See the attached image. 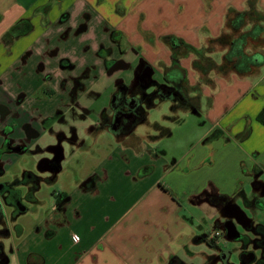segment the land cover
Segmentation results:
<instances>
[{
  "label": "crops",
  "instance_id": "obj_1",
  "mask_svg": "<svg viewBox=\"0 0 264 264\" xmlns=\"http://www.w3.org/2000/svg\"><path fill=\"white\" fill-rule=\"evenodd\" d=\"M258 4L263 11L264 0ZM245 7L246 0H0V107L18 113L17 118L0 115V147L6 126L14 128V144L27 147L3 155L0 181L25 156L31 168L21 165L5 183L23 181L26 173L38 179L18 185L23 210L14 214V206H3L0 229L7 235L0 236L5 257L0 264H195L198 256L199 264H215L206 238L229 216L213 197L234 204L244 197L253 203L252 214L264 217L255 203L264 201V193L254 184L264 183V127L255 119L264 106L241 103L251 88L247 82H220L210 96V124L177 158L154 146L171 136L161 123L167 118H153L152 109L160 108L156 103L133 133L138 145L124 144L105 129L88 130L108 105L116 79L128 80L140 61L158 83L164 69L171 76L180 70L186 82L187 69L180 61L175 65L163 37L199 48L229 32V8ZM18 23L20 30L8 40ZM101 45L111 49L108 56L98 54ZM106 58L121 66L108 72ZM62 59L72 68L62 69ZM11 70L19 72L16 79ZM83 73L72 104L71 79ZM86 93L95 99L85 100ZM56 110L63 119L51 118ZM84 111L87 116L81 117ZM23 124L37 135L27 138ZM248 126L250 134L243 138ZM214 131L220 136L211 141ZM57 147L62 154L54 169L46 163ZM43 183L51 193L47 199L39 195Z\"/></svg>",
  "mask_w": 264,
  "mask_h": 264
},
{
  "label": "flooded vegetation",
  "instance_id": "obj_2",
  "mask_svg": "<svg viewBox=\"0 0 264 264\" xmlns=\"http://www.w3.org/2000/svg\"><path fill=\"white\" fill-rule=\"evenodd\" d=\"M14 36L12 34L7 38L11 40ZM116 39L114 37V40ZM110 53V48H105L102 45L99 47V55L106 57ZM104 64L108 72H112L115 66H121L119 62L112 59L108 60L107 58L104 60ZM60 67L62 69L72 68L67 59L60 61ZM170 72L168 69H164L162 80L158 83L151 77V71L146 63L140 61L128 80L122 77L116 79L108 105L96 115L94 123L89 126L88 130L95 133L105 129L124 144L138 145L139 138L133 137V133L137 127L145 122L146 112L156 104L168 102L172 111L181 109L195 111L198 114L201 99L200 92L195 90L194 86H190L187 80L184 85L182 84V73L180 70L175 69L173 76L170 75ZM83 75L85 76V73L71 79L73 85L68 92V97L72 104L75 102L77 92L81 89L80 83ZM185 78L187 79V73ZM64 83L65 81H62L63 85ZM22 99L23 93H20L15 102L19 104ZM67 112L71 117H74V105H69ZM5 113L13 118L18 117V113L10 112L9 109L0 107V115L3 116ZM80 116H87V111L82 112ZM51 118L63 119L62 111L56 110ZM73 129L74 127L69 128L71 139L75 135ZM22 131L29 139L37 135V132L29 124H23ZM13 132L14 128L12 126H6L2 130L4 141L0 147V161L4 154L10 153L13 150L27 151L24 143L18 142L16 145L14 144L11 138ZM219 136V132L214 131L209 136V139L211 141L216 140ZM51 149L54 151L53 157L51 161L46 163V166L48 165V167L55 169L57 167V160L61 158L62 151L60 147ZM262 172L263 170H259L256 172V175H261ZM2 175L3 169L0 164V177ZM23 178H30L35 184L38 182L37 178L28 173L24 174ZM53 178L50 177L49 180L52 181ZM25 179L23 181L21 179H14L12 183L0 181V220H2L5 203L14 206V214L19 212L20 208H23L18 185L26 181ZM254 184L264 193V183L256 182ZM33 188L35 186H32L31 190ZM29 194L31 192L27 196ZM241 198L242 203L234 204L231 203L230 199L225 197H222L221 200L219 197H213L214 202L221 205L223 213L229 216L225 221L216 223L217 227L213 232H218V236L206 238L208 240V247L213 251L210 260L215 264H264V221L252 214L250 210L253 206L252 201L244 197ZM255 203L264 209V201L256 199ZM249 235H252V238ZM228 237L234 241L242 242L243 247L236 263L230 262V253L226 249H221L217 242L219 239L228 241L226 239ZM248 246H252L253 250H247Z\"/></svg>",
  "mask_w": 264,
  "mask_h": 264
},
{
  "label": "rangeland",
  "instance_id": "obj_3",
  "mask_svg": "<svg viewBox=\"0 0 264 264\" xmlns=\"http://www.w3.org/2000/svg\"><path fill=\"white\" fill-rule=\"evenodd\" d=\"M150 39L152 40L153 38ZM224 45H219L216 42H213L212 40H207L204 44H201L199 46V48H202L203 50L201 52V55L197 57L196 54L186 52V56L181 57L179 60L182 64V67L187 69V83L190 86H194L202 90L200 92L201 99L198 113L199 115H194L192 114V112L190 113L189 111L181 109H178V111H172L170 110V104L168 102L159 103L160 108L157 110L152 109L153 118L161 120L162 115L167 118L165 120H162L161 123L164 128H168L171 132V136L160 139L158 142H156L154 146H157V148H159L160 150L166 151L171 158H177L182 153H184L185 150L190 147L192 142H194L195 140L190 139L198 136L196 134H198V132L202 128H206L210 124L206 115V113H208V111L211 109L210 106L212 104V100L210 96L213 94L215 95L220 82H223L225 84H232L233 82H235V80H240L249 83L251 88L249 89L247 94L242 98L241 103L244 104V106H248V108L250 109L264 106V65L252 70L249 74L244 76L236 75L232 72H227L225 75L222 76L212 71L206 76L200 75V72L205 70L206 67H208V63L215 65L221 61L222 54L225 51ZM246 48V51L249 53H264V33L258 39L254 41H249ZM153 50L158 51L156 44L154 45ZM185 51L186 49H184V52ZM169 57L170 52L166 51L167 62H169ZM194 63H196L197 66H195ZM11 71L13 72L11 76L16 79L19 75V72H14L13 70ZM208 80H210V82H208ZM203 93H207L208 96L204 95ZM83 97L85 100L88 101L95 99V95H88L87 93ZM158 117H160V119ZM180 120L181 124H177L176 122H179ZM30 163L31 162L29 161L28 157L25 156L20 162L18 161L15 165H13V167H11V169L8 170V172L2 178L3 182L10 181L14 178L15 175H18L21 165L25 166L26 168H31ZM230 172H232L231 174L235 172L232 171V167ZM50 194L51 193L48 190V186L43 183L39 195L42 198L47 199ZM261 219L264 221V217L260 218V220ZM249 237L252 238V235H249ZM220 244L227 250V252L230 253V262L236 263L243 247L242 242L221 240ZM202 250L207 254L209 253L208 249L206 248ZM247 250H253V247L248 246ZM199 262L200 259L198 256V258L193 261V263L199 264Z\"/></svg>",
  "mask_w": 264,
  "mask_h": 264
},
{
  "label": "trees",
  "instance_id": "obj_4",
  "mask_svg": "<svg viewBox=\"0 0 264 264\" xmlns=\"http://www.w3.org/2000/svg\"><path fill=\"white\" fill-rule=\"evenodd\" d=\"M226 18L229 32L222 34L216 39H211L219 45L225 44V51L222 54L221 61L215 65L208 63V67L200 72L201 76H206L211 71L222 76L227 72L244 76L249 74L252 70L264 65V53H249L246 51L248 42L258 39L264 33V12L260 9L258 0H246V7L242 11L229 8ZM21 25L22 23L14 25L7 34L10 35L20 30ZM162 41L168 45L171 51V58L175 65L178 64L181 57L186 56V52L196 54L198 57L203 51L202 48L192 47L182 40L170 36L163 37ZM184 49H186L185 52ZM194 65L197 66L196 63H194ZM182 78V84L184 85V76ZM208 82H210V80H208ZM197 89L198 88L195 87V90ZM255 119L264 127V108L257 114ZM250 131L251 128L248 126L244 132L243 138H246L250 134ZM28 197L33 200L32 193L29 194ZM21 210H23V208H20L19 212ZM1 222L2 220H0V224ZM6 235L7 229L1 228L0 236ZM2 260H5V257L1 251L0 245V261Z\"/></svg>",
  "mask_w": 264,
  "mask_h": 264
},
{
  "label": "built area",
  "instance_id": "obj_5",
  "mask_svg": "<svg viewBox=\"0 0 264 264\" xmlns=\"http://www.w3.org/2000/svg\"><path fill=\"white\" fill-rule=\"evenodd\" d=\"M218 234H219L218 232H211L209 237H216V236H218ZM73 240L77 241L78 237L77 236H73Z\"/></svg>",
  "mask_w": 264,
  "mask_h": 264
},
{
  "label": "water",
  "instance_id": "obj_6",
  "mask_svg": "<svg viewBox=\"0 0 264 264\" xmlns=\"http://www.w3.org/2000/svg\"><path fill=\"white\" fill-rule=\"evenodd\" d=\"M193 114H197L195 111H191ZM57 162H59V160H57ZM227 240H231L230 237L226 238Z\"/></svg>",
  "mask_w": 264,
  "mask_h": 264
}]
</instances>
